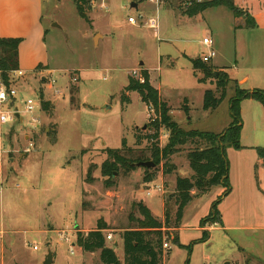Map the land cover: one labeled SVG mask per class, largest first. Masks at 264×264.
Returning <instances> with one entry per match:
<instances>
[{
    "label": "rangeland",
    "instance_id": "374dc122",
    "mask_svg": "<svg viewBox=\"0 0 264 264\" xmlns=\"http://www.w3.org/2000/svg\"><path fill=\"white\" fill-rule=\"evenodd\" d=\"M184 1L166 0L159 7L149 0H91L86 9L89 20L80 16L75 0L45 2L50 68L70 71V79L57 80L62 97L59 103L51 102L47 111L38 110L41 124L36 130L29 125L31 116L24 113L21 101L39 99L41 92H48L47 85L35 73L29 74V79H15L24 122L0 124V264H45L49 253L53 264H90L83 261L76 245L80 230L76 225L96 227L98 218L109 223L112 229L105 235H112V240L107 239V245L116 252L113 243L122 240L124 231L142 218L138 204L145 205V201L155 216L161 217L163 212L162 218H156L164 222V204L175 194L177 179L193 175L188 154L197 148L195 144L179 147L168 161L150 170L137 167L131 172L115 171L110 188L102 175V165L108 158L106 150H121L125 143L136 148L137 131L143 137L147 135L149 117L154 116L137 92L128 94L129 100L124 98L130 76L134 72L140 75V65L144 64L175 123L185 131L220 134L232 121L233 85L216 110H204L205 93L216 86L212 79L200 82L205 74L195 70L190 60L207 53L204 33L213 37L217 54L209 65L218 62L240 76L264 66V46L256 44L251 28L237 27L232 11L210 8L199 17L186 19L182 16L185 7L177 9ZM235 1L239 9H264V0ZM134 4H138L137 9ZM129 16L138 21L143 17L144 22L158 16V34L140 24L132 29ZM76 76L78 81L74 83ZM253 84L262 83L252 78L243 88L249 90ZM45 97L56 100L51 94ZM243 102L241 144L264 147V108L254 100ZM168 141L169 133L163 129L160 148L164 149ZM148 146L143 141L141 149ZM28 148L30 153L24 154ZM238 152L228 149L232 190L219 203L223 201L224 207L218 205L222 220L219 228L227 227L223 222L226 219V224L238 229L215 228L205 245L199 242L203 232L193 229L198 219L210 215L213 203L225 193L226 188L219 186L185 208L181 226L190 230L181 231L178 242L172 241L178 232L165 228V242L171 245L168 264H264V167L253 164L254 183L250 186ZM22 154L29 155L22 159ZM167 162L173 166L171 173L166 172ZM89 170L94 177L92 184L86 182ZM146 171L153 178L150 183L144 182ZM81 182L85 184L83 190ZM156 186H161L162 192L147 195ZM170 206L174 213L173 201ZM61 233H66L69 242L62 239ZM117 250L120 258L125 257L122 245Z\"/></svg>",
    "mask_w": 264,
    "mask_h": 264
},
{
    "label": "trees",
    "instance_id": "16d2710c",
    "mask_svg": "<svg viewBox=\"0 0 264 264\" xmlns=\"http://www.w3.org/2000/svg\"><path fill=\"white\" fill-rule=\"evenodd\" d=\"M91 0H75L80 16L86 20V9L90 6ZM185 2V3H184ZM180 3L178 10L185 7L182 12L189 18L200 16L207 9L215 7H226L234 13L236 18H245L247 28H255L256 23L249 14L239 9L233 0H211L209 2H197L196 0H185ZM238 27V26H237ZM239 28V27H238ZM21 39H0V80L6 86L10 87L14 79L13 75L19 71V46ZM194 69L202 71L206 79H212L216 86L215 90H208L204 96V110H216L227 97V90L233 81L230 76L221 71L218 76L215 75V69L212 65L203 63L199 58L190 59ZM141 79L130 76L129 84L124 91V98L129 100L131 92H137L143 103H145L153 117H149L147 131L149 133L144 137L137 131L136 148H130L125 143L121 150H106L108 158L102 165V175L106 178L105 185L110 188L114 185L113 178L115 171L120 169L131 172L136 170V164L152 161L157 166L162 164L163 160H169L178 148L188 143H193L197 148L188 154V161L193 175L190 178H178L176 192L164 204V222L154 218L146 205L139 203L138 208L141 214L140 219L136 221L134 227L128 228L122 235L123 247L125 253L124 264H163L165 251V228L168 230H177L181 227L185 208L195 199L196 196H205L213 187L224 186L227 196L231 191L230 184V162L227 151L230 148L235 150L243 149L241 144V134L243 129L242 120V102L250 99L259 102L264 108V90L248 91L241 89L236 85L235 96L231 100L230 113L231 124L224 132L220 134L202 131H185L171 117V109L168 104L162 101L160 92L151 84L150 74L146 70L141 71ZM43 99V96H42ZM74 99L71 97V102ZM43 109L48 110L50 103L43 99ZM165 129L169 133V141L164 149L159 146L161 131ZM143 141L149 146L141 149ZM258 155L264 167V148H258ZM166 172L171 173L173 166L167 162ZM148 170V169H146ZM148 174L149 172L146 171ZM152 176L146 175L144 182H152ZM86 182L92 184L94 177L92 170L87 173ZM198 192L194 194L193 192ZM197 197V198H198ZM222 197L213 203L210 215L201 221V226L222 224L221 215L218 211V205ZM176 207L175 212L171 209V202ZM112 228L102 219L97 222V228L84 233L77 231L76 245L85 253L100 252V262L102 264H122L119 261L114 249L107 246L105 231ZM173 242H178V237H172ZM210 236L207 232L199 240L205 243ZM188 247L189 253H191Z\"/></svg>",
    "mask_w": 264,
    "mask_h": 264
},
{
    "label": "crops",
    "instance_id": "0c3cea01",
    "mask_svg": "<svg viewBox=\"0 0 264 264\" xmlns=\"http://www.w3.org/2000/svg\"><path fill=\"white\" fill-rule=\"evenodd\" d=\"M46 1L47 0H0V39L1 38H9V39H21L22 40V42L19 46V71H23L24 73H26V75H27L25 77L26 79L30 78L29 74H31V73H35L36 76H40L41 80L44 82V86L47 85L48 92L45 91L46 90L45 89L44 92L43 93L41 92V94H39V95L43 96V99L45 102H48L51 104V102H58L59 103V100L61 99L63 93L60 91L61 95L56 94L55 90H57L58 88L55 87L54 89H51V86L48 83V81L46 82L45 75L51 73L53 75V77L56 79V81L57 80L62 81L63 78H69L70 79V71L54 70V69L50 68L51 63H50L49 48H48V44H47V32L49 31V29L47 28V25L45 23V16H44V5H45ZM209 1H211V0H209ZM233 1L236 4V1L235 0H233ZM135 5H137V6L133 7V8L137 9L138 4H135ZM221 7H219V8H221ZM215 8H218V7H215ZM241 10L243 12H245L246 14H249V16L254 19L256 26H255V28H251V30H253V33L256 34L255 35L256 44L259 46H264V9L254 8L252 10H249V8H248V10H245V9H241ZM182 16L186 17V19H192V18H189L188 16H184V15H182ZM197 17H199V16H197ZM156 18L159 22L158 16ZM236 21L238 23V27H244L245 29H247L244 17L236 18ZM129 26L132 29L136 28L135 25L130 24ZM159 28H160V23H159ZM159 28L156 30L157 31L156 35L158 34ZM151 30H153V29H151ZM212 34H213V32H212ZM205 36L212 37L208 32L204 33V37ZM246 36L249 37L251 35H246ZM204 54H206V53H202L200 55L198 54L197 56H192L191 59L199 58L201 60V57ZM212 67L215 69V75L216 76H218L219 72L223 71V72L227 73L233 81H235L234 84L233 83L231 84V85H233L232 86V88H233L232 92L234 95L230 99V102L235 96L236 85H238L241 89H244L243 88L244 85L250 83L252 78H254L256 83H262V84H257L258 86L256 84H253L251 89H249L248 91L262 90L259 87H264V86H260V85H264V66H263V68H260L259 70H256L253 73L248 72V73L243 74L241 76L237 72H234L233 69H226L227 66L219 65L218 62H216L215 64L212 63ZM140 69H141V71L142 70L148 71L150 74V79H151V73L147 68L144 67V64L140 65ZM59 74L62 75L61 78H58L56 76ZM151 84H152V80H151ZM228 90H229V88H228ZM228 90H227V96H228ZM244 90H246V89H244ZM49 93L56 100L47 99L45 96L46 95L50 96ZM161 99H162V96H161ZM162 101H163V99H162ZM58 103H56L55 109H56V106L58 105ZM52 106H54V105H52ZM230 106H231V104H230ZM243 107H244V102L242 103V107H241L242 108V115L244 114ZM45 111L46 110L43 109L42 112H45ZM230 116H231V113H230ZM202 132H204V131H202ZM25 139L28 142L31 141V140H29L30 138L28 135H25ZM242 147H243V149L237 150V151H239L238 154L242 156V158H241L242 163H243V166H245L246 172H247V181H248L249 185L251 186V184L253 185V183H254L253 182V176H252L253 164L255 162L257 163L254 166L256 168L259 165L261 167H263V163H262L261 159L259 158L257 149L258 148H264V147H260V145H254V144H249V145L248 144H242ZM26 153L27 152H24V154H26ZM24 154H22V156H23L22 159H24V158L26 159L29 155L28 154L25 156ZM227 155H228V151H227ZM2 158H3V155L1 154L0 160H2ZM81 184H82V190H83V186H85V184L83 182H81ZM218 187L219 186L213 187L208 194L213 192L215 190V188H218ZM152 192H153V190H152ZM193 193L195 194V192H193ZM147 195H148V193H147ZM82 196H83V193L81 195V198H82ZM203 197L204 196L198 197L195 199H200ZM221 197H223V196H221ZM82 203H83V198H82ZM144 203H145L146 207L151 211L154 218H156V217L162 218L163 217V212H162L161 217L155 216L154 212L152 211V207H149V205L147 204L146 201ZM221 205L224 207L223 201H222ZM221 205H219V206H221ZM221 207H220V209L222 210L223 207L222 208ZM184 217H185V214L183 216V219H184ZM207 217H205V218H207ZM205 218L198 219L197 224H196V228H193L199 232H203V233L207 232L209 234L210 238L207 242L203 243L204 245L208 244L210 242V240L212 238V232L215 230V228L220 227L218 225H211V226L208 225L206 227H202L201 221ZM223 218H224V214H223ZM99 220H100V218L97 219V221H99ZM182 221L184 222V220H182ZM223 222H225V225H227V227L222 226V228H219V229H222V230L226 229V230H231V231L238 229V227H236V226H231V225L226 224L227 223L226 219H224ZM107 224L110 226L109 223H107ZM95 225L91 228H88V229L81 228L79 225H76L75 228L76 229L80 228L79 231H81V232L89 233L90 231L95 230L97 228V226L95 227ZM184 230H190V228H183L181 226L179 229L176 230L178 232L177 237H179V234L181 233V231H184ZM106 232L107 231H105V233ZM172 241H173V238H172ZM113 244H114V248H116L115 253H116L117 257L119 258V261L122 264H124L125 257L122 256V258H120L119 254H118V250H117L118 248L121 247V245H122V250L124 249L123 240H117ZM71 246H73L75 249V243L70 245V249H71ZM108 247H110V246H108ZM170 247H171V245H170ZM110 248H112V247H110ZM78 249H79V252H81L83 255V261L86 260V262L90 263V264H102L100 262V252L85 253L79 247H78ZM164 251H165V256H164L163 264H168V257L167 256L169 255L168 252H170L171 249H169V250L164 249ZM93 260H96V262L95 261L93 262Z\"/></svg>",
    "mask_w": 264,
    "mask_h": 264
},
{
    "label": "built area",
    "instance_id": "2783aa9c",
    "mask_svg": "<svg viewBox=\"0 0 264 264\" xmlns=\"http://www.w3.org/2000/svg\"><path fill=\"white\" fill-rule=\"evenodd\" d=\"M150 2L155 3L157 6L161 7V4H163L166 0H149ZM168 2H174L176 0H167ZM197 2H202L203 0H196ZM128 23L131 25H145L147 27H149L150 29L153 30H157L159 28V22L157 20V18H149L148 20H146L145 22L143 21V17H139V21L136 17L133 16H129L128 18ZM203 45H205L208 49V52L204 55H202L201 57V61L203 63H207L209 64L214 57H216V52L214 50V40L212 37L210 36H205L203 39ZM27 75L26 73H24L23 71H17L14 73L13 77V81L10 87H6L1 81H0V124L3 125H7L10 123H23L24 122V118L21 115V112L19 111V101H18V96H19V89L14 85L15 79H22L25 78ZM42 76V75H41ZM133 77L141 79V75H139L138 72H134L133 73ZM45 79L46 81H48V83L50 84L51 88L54 89L56 87L57 81L56 79L53 77V75L51 73L45 75ZM142 80V79H141ZM72 81L75 83L78 81L77 76L74 77L72 79ZM143 81V80H142ZM56 94H60V91L57 89L55 90ZM61 95V94H60ZM39 99L35 100L33 98H27L23 101H21V104L24 107V113L27 115L31 116V122H30V126H32L33 130H36L39 128L41 121L38 117V115H36V113L38 112V110L41 112L43 111V99L41 95H38ZM8 105V109L7 111L4 110V107ZM33 144L31 143L30 146H32ZM27 153H30V149L28 148L26 150ZM162 187L161 186H156L154 191L157 192H162ZM153 192L149 191L148 195H151ZM62 239H65L66 241L69 242V238L66 236V233H61ZM106 239L108 240H112V235H108V237H106ZM164 249L165 250H169L171 249L169 242H165L164 243ZM34 250H38V247H34ZM71 253H74V247L71 246Z\"/></svg>",
    "mask_w": 264,
    "mask_h": 264
},
{
    "label": "water",
    "instance_id": "95a60500",
    "mask_svg": "<svg viewBox=\"0 0 264 264\" xmlns=\"http://www.w3.org/2000/svg\"><path fill=\"white\" fill-rule=\"evenodd\" d=\"M136 6L137 5H135V4L133 5V7H136ZM54 26L55 27H59L57 24H55ZM143 129H146V126H144ZM134 166H136L138 168H145V169L150 170L152 168H155L157 165L154 162H152V161H148V162L138 163V164H136ZM45 264H53V255H52V253H49V255H48L47 259H46Z\"/></svg>",
    "mask_w": 264,
    "mask_h": 264
}]
</instances>
